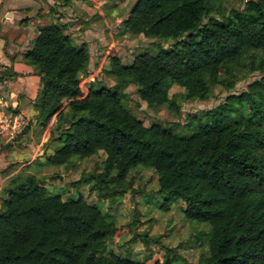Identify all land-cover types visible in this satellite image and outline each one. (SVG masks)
I'll list each match as a JSON object with an SVG mask.
<instances>
[{
	"label": "trees",
	"instance_id": "obj_1",
	"mask_svg": "<svg viewBox=\"0 0 264 264\" xmlns=\"http://www.w3.org/2000/svg\"><path fill=\"white\" fill-rule=\"evenodd\" d=\"M135 1L124 34L174 44L143 49L130 65L111 59L110 88L84 85L88 52L73 46L64 27H41L24 56L40 79L35 126L54 124L57 137L50 140L62 145L44 165L103 153L101 169L80 173L72 184H88L108 207L136 193L132 171L152 170L163 199L158 208L168 213L181 202L187 222L209 227L208 254L199 264H264V76L196 120L188 137L160 123L145 127L121 101L134 86L147 109L178 112L172 86L204 102L215 87L232 91L240 73L264 75V0H244L243 10L229 15L217 0ZM52 178L15 176L1 190L0 264H147L107 254L115 217L83 198L46 195L43 183ZM139 238L147 248L154 241ZM170 252L152 264H172Z\"/></svg>",
	"mask_w": 264,
	"mask_h": 264
},
{
	"label": "rangeland",
	"instance_id": "obj_2",
	"mask_svg": "<svg viewBox=\"0 0 264 264\" xmlns=\"http://www.w3.org/2000/svg\"><path fill=\"white\" fill-rule=\"evenodd\" d=\"M217 1L221 11H225L226 15L234 11H242L245 2L244 0ZM54 21L55 19L49 22L52 24ZM121 36H125L126 40L130 41L137 40V42L128 44V48L124 46L119 49L120 52L118 53H120L121 59L126 65L132 62L131 55L126 57V54L131 53V50L139 53L140 50L145 49L155 53L160 48L171 49L174 44L173 42L139 39V37L133 38L125 35L124 32L121 33ZM263 76L259 73H249L247 75L240 73L232 91L228 92L221 87H215L208 100L204 102L188 99L183 89L172 86L169 89V96L177 97L178 112L168 109L167 106H163L156 111L147 109L145 103L138 99L134 86H130L124 92L125 96H121V101L125 109L141 121L145 127L153 123H160L172 133L188 137L196 126V120L205 119L211 111L219 110L224 106L228 97L238 96L246 92L250 83L259 80ZM99 79L100 81L96 82L99 85L103 84V86H107L110 83L108 80H111L106 74ZM83 82H85L84 79ZM84 84L88 86L91 83L86 82ZM96 86L94 87L98 88ZM26 140L24 142L20 141L19 146H10L0 153V162L15 164L16 167L23 162L26 163L30 158L28 151L24 150ZM52 143L51 149L53 152L62 146L59 142L54 141ZM103 159L104 154L99 153L96 157L88 160L72 159L71 165L60 167H46L44 165L45 160L39 159L32 164V168L34 175L37 174L36 177L38 178H42L46 170L58 174H50L53 177L52 180H46L43 183L46 195L59 196L63 201L83 198L89 204L96 205L104 212L115 217L117 231L108 243L107 254L114 253L122 258L136 261H145L147 258V264H152L155 261H163L167 255V250H170L171 252L168 255L172 258V264H199V259L208 254L209 227L187 222L183 217L184 204L181 202L174 203L168 213L162 212L158 207L163 203V199L158 192L156 174L152 170L146 171L137 168L132 171L128 179L132 182V188L136 193L133 196L125 195L110 207H108L107 201L95 198L94 194L90 192L88 184L80 182L73 186L72 183L79 180L80 173L100 170ZM59 174L66 176L60 184L57 183L60 178ZM136 214L138 218L134 217ZM132 222H136L134 227H130ZM144 234L148 236V239H154L149 243L148 248L139 238L140 235Z\"/></svg>",
	"mask_w": 264,
	"mask_h": 264
},
{
	"label": "crops",
	"instance_id": "obj_3",
	"mask_svg": "<svg viewBox=\"0 0 264 264\" xmlns=\"http://www.w3.org/2000/svg\"><path fill=\"white\" fill-rule=\"evenodd\" d=\"M135 2V0H3L0 4V67L4 68L0 70V83L11 102L16 103L17 108L31 119V125L24 135L19 136L14 144L0 147L2 153L8 147L14 145L17 147L20 141L24 142L27 139L24 150L30 154L29 160L18 167L15 164L0 162V192L12 177L34 175L32 164L39 159L45 160L54 153L51 149L54 141L50 140V137L51 133H54L55 125L48 130L35 127L37 112L34 102L40 88V79L36 75V69L24 60V56L32 49L38 38L40 28L47 25L64 27L74 47L86 48L89 63L86 74L81 78L85 80L84 83H91L87 87L96 86L99 85L97 83L100 81L99 78L105 75L111 59L116 58L126 65L118 53L119 49L124 46L128 48V44L137 42L121 36L124 31L123 23L128 19ZM53 19L55 21L50 24L49 21ZM141 38L145 39L139 36V39ZM139 53L131 50L126 57L131 55L133 62ZM108 81L110 83L106 87L110 88L114 82ZM102 86L103 84L96 87ZM54 137H57L56 133ZM50 174L58 175L47 170L44 172V176H51ZM59 176L58 184L66 178L62 174Z\"/></svg>",
	"mask_w": 264,
	"mask_h": 264
},
{
	"label": "built area",
	"instance_id": "obj_4",
	"mask_svg": "<svg viewBox=\"0 0 264 264\" xmlns=\"http://www.w3.org/2000/svg\"><path fill=\"white\" fill-rule=\"evenodd\" d=\"M3 0H0V4ZM0 70L4 68L0 67ZM31 125L27 114L17 108L0 83V147L13 144Z\"/></svg>",
	"mask_w": 264,
	"mask_h": 264
}]
</instances>
